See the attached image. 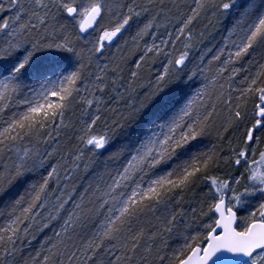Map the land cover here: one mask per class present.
Segmentation results:
<instances>
[{"label": "snow or ice", "instance_id": "1", "mask_svg": "<svg viewBox=\"0 0 264 264\" xmlns=\"http://www.w3.org/2000/svg\"><path fill=\"white\" fill-rule=\"evenodd\" d=\"M0 264H264V0H0Z\"/></svg>", "mask_w": 264, "mask_h": 264}, {"label": "trees", "instance_id": "2", "mask_svg": "<svg viewBox=\"0 0 264 264\" xmlns=\"http://www.w3.org/2000/svg\"><path fill=\"white\" fill-rule=\"evenodd\" d=\"M217 38H219V37L217 36Z\"/></svg>", "mask_w": 264, "mask_h": 264}]
</instances>
